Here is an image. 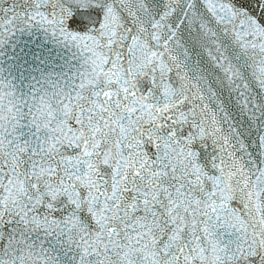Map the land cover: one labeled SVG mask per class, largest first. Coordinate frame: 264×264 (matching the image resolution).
<instances>
[{
    "label": "water",
    "instance_id": "95a60500",
    "mask_svg": "<svg viewBox=\"0 0 264 264\" xmlns=\"http://www.w3.org/2000/svg\"><path fill=\"white\" fill-rule=\"evenodd\" d=\"M264 152V0H173Z\"/></svg>",
    "mask_w": 264,
    "mask_h": 264
}]
</instances>
